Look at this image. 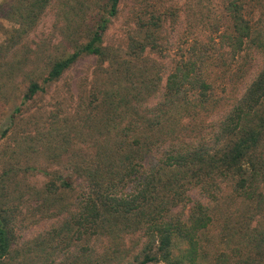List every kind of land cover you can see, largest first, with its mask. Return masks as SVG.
Returning a JSON list of instances; mask_svg holds the SVG:
<instances>
[{
    "label": "trees",
    "instance_id": "16d2710c",
    "mask_svg": "<svg viewBox=\"0 0 264 264\" xmlns=\"http://www.w3.org/2000/svg\"><path fill=\"white\" fill-rule=\"evenodd\" d=\"M52 1L0 0V14L20 36ZM58 1L66 45L47 57L44 77H30L25 98L79 59L94 63L68 84L74 105L51 110L34 138L53 162L75 142L88 149L70 173L42 170L39 211L62 215L54 243L37 241L43 263L264 264V0H221L220 12L133 0L123 38L110 43L121 0ZM24 61L12 60L11 74ZM240 82L234 96L218 88ZM7 221L0 214V264Z\"/></svg>",
    "mask_w": 264,
    "mask_h": 264
},
{
    "label": "rangeland",
    "instance_id": "374dc122",
    "mask_svg": "<svg viewBox=\"0 0 264 264\" xmlns=\"http://www.w3.org/2000/svg\"><path fill=\"white\" fill-rule=\"evenodd\" d=\"M132 1L121 0L119 12L104 35L107 43L123 38L128 23L126 13ZM177 1L184 3V0ZM248 2L251 4L252 0ZM61 3L52 1L41 12L36 23L20 36L12 28L14 23L0 14V47L5 49L0 50V214L8 218L7 228L12 243L5 259L7 264H44L37 241L49 240L48 247L54 243L50 229L59 223L62 215L50 216L46 215L47 211H39L42 201L34 195V191L41 189L46 180L42 170L70 173L69 170L75 164L71 159L77 160L78 155H86L88 150L80 142H75L63 158L53 162L43 147L45 139L36 144L38 139L34 138L46 131L51 110L67 112L69 105H74L75 100L67 90L68 84L75 85L88 75L93 68V56L79 59L59 81L47 87L45 93H39L29 100L25 98L30 77H44L47 57L55 55L66 45L64 33L68 15L64 11L66 6L63 7ZM169 3L170 0H165L164 4ZM194 7L195 10L202 8L220 12L221 0H195ZM175 33L168 29L171 41L176 39ZM252 57L249 62L254 69L260 57L253 53ZM21 58H26L24 65L27 62V66L11 74V61ZM218 88L234 96L243 89V84L240 82L235 88L228 83ZM76 90L73 86L72 92ZM221 94L226 95L223 92ZM55 261L56 264H59L58 261L65 263L66 256L59 255Z\"/></svg>",
    "mask_w": 264,
    "mask_h": 264
}]
</instances>
